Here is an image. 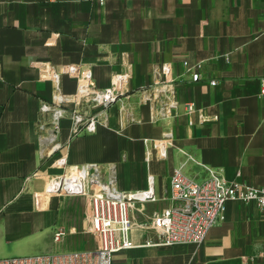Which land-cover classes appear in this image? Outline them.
Wrapping results in <instances>:
<instances>
[{"label": "crops", "instance_id": "crops-1", "mask_svg": "<svg viewBox=\"0 0 264 264\" xmlns=\"http://www.w3.org/2000/svg\"><path fill=\"white\" fill-rule=\"evenodd\" d=\"M158 66L174 79L179 105L153 120L162 102H144L141 89L153 85ZM122 71L123 94L105 112L78 95L81 82L106 88ZM263 76L264 0H0V258L86 249L66 241L82 239L69 223L84 199L47 189L63 156L68 166L116 165L123 190L146 189L153 175L166 206L179 167L197 180L206 165L264 184ZM100 112L106 122L95 131L74 130L75 114ZM167 133V157L154 149L147 159L144 139ZM60 226L68 233L56 242ZM133 237L139 245L116 253L114 264H264V209L229 201L226 219L201 244H142L158 239L149 229Z\"/></svg>", "mask_w": 264, "mask_h": 264}, {"label": "built area", "instance_id": "built-area-1", "mask_svg": "<svg viewBox=\"0 0 264 264\" xmlns=\"http://www.w3.org/2000/svg\"><path fill=\"white\" fill-rule=\"evenodd\" d=\"M187 64V62H185ZM47 74L57 82L59 89L60 75L54 65L47 63ZM157 78L153 85L141 89L144 102L159 100L160 109L153 120L170 116L179 105L176 97L175 81L166 80L157 67ZM78 75V70L73 69ZM128 72H117L112 77L109 87L98 88L94 83L83 81L79 85L78 95L102 106L104 112L123 94L124 82ZM194 80L200 78L199 72H193ZM215 84L216 81L212 80ZM260 93L264 96V76L260 79ZM58 101L70 99L62 93L56 95ZM44 111L51 105L43 104ZM186 110H196L194 102L186 103ZM62 110L54 112L55 123L62 117ZM74 130L95 131L98 124L105 123L103 113L84 118L81 114L74 115ZM148 144L147 159L155 149L160 158L167 157L168 148L174 145L170 133L163 138H145ZM58 147L55 144L53 147ZM191 158H193L190 155ZM57 165L63 167L61 173L52 175L48 180V192L60 195H88L91 200L90 213L87 216L88 230L98 235V245L94 248L79 250H62L34 255L12 256L0 258V264H114L116 253L139 245L134 237L135 229L133 206L136 202H154L158 200L154 187V176L149 175V186L142 190H123L117 185L116 165L105 166L98 162L67 165L66 157H60ZM207 176L197 180L176 168L170 180V192L166 199L169 204L162 210L153 213L151 224L142 226L158 235L157 240H147L142 244L173 245L177 243H203L210 230L227 215L229 201L244 203L255 202L264 209V184L255 185L240 179H228L223 173L206 166ZM68 231L60 226L56 229L54 239L61 242Z\"/></svg>", "mask_w": 264, "mask_h": 264}, {"label": "rangeland", "instance_id": "rangeland-1", "mask_svg": "<svg viewBox=\"0 0 264 264\" xmlns=\"http://www.w3.org/2000/svg\"><path fill=\"white\" fill-rule=\"evenodd\" d=\"M74 197H80L85 201L83 203L82 210L80 211V215L78 217H74L76 220L70 222V227H74L78 232L77 236H79L81 241L77 238L72 240V237L67 243L72 247L73 245L79 246L82 248H94L98 245V235L92 231L88 230V220L87 216L90 213V197L88 195H75ZM165 200H157L154 202H145L139 201L136 202L133 206L132 213L134 215L135 221V229L137 231H142V226H147L151 224L153 213L156 210H162L166 206ZM75 216V215H74Z\"/></svg>", "mask_w": 264, "mask_h": 264}]
</instances>
